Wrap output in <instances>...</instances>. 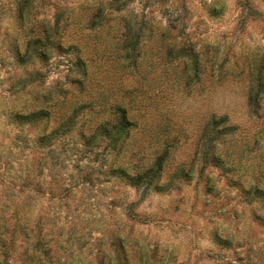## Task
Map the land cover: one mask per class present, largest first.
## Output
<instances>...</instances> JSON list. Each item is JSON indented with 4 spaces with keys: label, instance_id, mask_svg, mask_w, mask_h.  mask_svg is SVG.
Wrapping results in <instances>:
<instances>
[{
    "label": "rangeland",
    "instance_id": "374dc122",
    "mask_svg": "<svg viewBox=\"0 0 264 264\" xmlns=\"http://www.w3.org/2000/svg\"><path fill=\"white\" fill-rule=\"evenodd\" d=\"M0 264H264V0H0Z\"/></svg>",
    "mask_w": 264,
    "mask_h": 264
},
{
    "label": "trees",
    "instance_id": "16d2710c",
    "mask_svg": "<svg viewBox=\"0 0 264 264\" xmlns=\"http://www.w3.org/2000/svg\"><path fill=\"white\" fill-rule=\"evenodd\" d=\"M137 32V41L135 42L133 47H136L139 43V36L141 35V33H139L140 30H138ZM182 54L185 57H189V59L192 61L194 69H199V58L196 54L188 53L187 51ZM80 69H83V64L80 65ZM80 85L83 86L82 81ZM254 102H257V97L254 99ZM42 112L43 113L41 114L43 118H47L49 113L45 111ZM128 113L129 112L125 107L118 104L114 107L112 121L99 126V130L101 131L102 135L107 137L110 145L113 146L114 149L124 138L129 135L132 130H134L138 126V122L130 118ZM212 130L209 131L210 133L206 136L209 137V141L207 144V151L204 152L205 162L206 164L211 163L216 167L222 168L223 170H229V161L226 157H229L231 153L227 148L219 151V147L216 146L215 141H220L224 134L236 133L237 129L234 126L229 125V119L225 117L221 125H218V128L215 129L216 131ZM166 160L167 153H164L156 157L148 167L141 165L134 166L133 168H120L118 175L123 179L129 180L130 184L136 187L143 188V194L145 195L153 188H161L159 184L165 169ZM130 170H132L133 172L131 173Z\"/></svg>",
    "mask_w": 264,
    "mask_h": 264
}]
</instances>
